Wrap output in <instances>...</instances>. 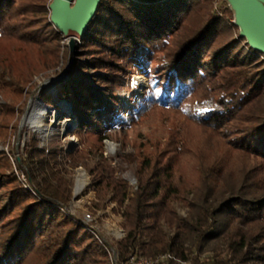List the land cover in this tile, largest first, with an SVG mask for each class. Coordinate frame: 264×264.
I'll return each mask as SVG.
<instances>
[{
	"label": "trees",
	"instance_id": "trees-1",
	"mask_svg": "<svg viewBox=\"0 0 264 264\" xmlns=\"http://www.w3.org/2000/svg\"><path fill=\"white\" fill-rule=\"evenodd\" d=\"M51 1L0 0V264H113L112 247L116 264H264V55L239 38L225 1L101 2L69 66ZM58 67L54 102L41 100L70 106L66 136L79 144L39 147L34 132L16 156L33 78ZM133 75L147 80L141 93ZM158 124L165 137L149 149L104 156L105 140ZM77 167L91 212L123 207L114 245L71 212Z\"/></svg>",
	"mask_w": 264,
	"mask_h": 264
},
{
	"label": "rangeland",
	"instance_id": "rangeland-1",
	"mask_svg": "<svg viewBox=\"0 0 264 264\" xmlns=\"http://www.w3.org/2000/svg\"><path fill=\"white\" fill-rule=\"evenodd\" d=\"M81 41L77 42L76 46L80 44ZM64 43L66 44V49L68 50V52H70L68 46L69 40L64 39ZM66 70L67 67L64 70H61L60 67H58L54 71H48L33 78V88L31 89L32 91H30L32 93L30 95H25L26 111L19 117L18 120L20 129L22 131V138L20 140V145L18 148V152H16V156L22 154L26 139L34 132L38 133L39 139L43 132H49V134H51V136H49V140L52 137L55 138V140L57 139L59 144L65 150L69 149V147L72 146H78L79 142L76 137L72 135L66 136L67 131L71 129L75 123L71 118L72 112L70 110V106L66 103H59L55 107L53 105L48 106L41 100V92L47 91L52 96V102H54L58 82L63 79ZM132 78L138 87L137 92L141 93L143 89L147 87V80L144 77L136 75H133ZM123 102L125 106L132 107V104L128 101V97H124ZM0 103H3V100L1 98ZM41 110H45V112L40 116ZM166 128L167 124L144 125L137 127L126 134L119 133L114 138L105 140L103 142V147L105 149L104 156L109 158L115 156L116 153H132L134 149H140L142 151L147 150L150 148L149 146L154 140H162L165 137ZM39 147H41V143L39 144ZM5 149L6 147H4V150ZM72 178L74 180V183L72 188L73 198L71 203V212L73 214H78L81 217H83L84 213H90L96 216L98 215L99 226L96 232L100 235L102 241L109 243L110 245H114V240L109 239L106 234H110L115 229L121 228V221L119 222L118 214L122 212L123 207H121L117 203H111L108 208L100 210L96 213L91 212L88 209V206H90V204L95 201V195L92 191L87 189V186L90 183L89 175L82 167H77L73 171ZM124 179L127 182L129 193L132 194L135 191L133 190L132 183H134L137 188L136 178L130 175H126L124 176ZM80 185L86 186L83 187L81 191L77 192L76 189ZM111 252L115 253L118 260V254L114 247H112L110 251V258L112 257Z\"/></svg>",
	"mask_w": 264,
	"mask_h": 264
},
{
	"label": "water",
	"instance_id": "water-1",
	"mask_svg": "<svg viewBox=\"0 0 264 264\" xmlns=\"http://www.w3.org/2000/svg\"><path fill=\"white\" fill-rule=\"evenodd\" d=\"M108 0H52L50 21L63 39H68V66L73 62L76 44L82 40L88 24L101 2ZM232 12L239 38L254 51L264 55V0H224Z\"/></svg>",
	"mask_w": 264,
	"mask_h": 264
},
{
	"label": "built area",
	"instance_id": "built-area-1",
	"mask_svg": "<svg viewBox=\"0 0 264 264\" xmlns=\"http://www.w3.org/2000/svg\"><path fill=\"white\" fill-rule=\"evenodd\" d=\"M49 136H51V134H49V132H43V134L41 135L40 137V143H41V147L44 146V144L49 140ZM10 158V162L12 163V165L14 166L15 164V157L14 156H9ZM19 181L26 187L28 188V183H27V180L24 176V174L20 171H15ZM86 186V185H85ZM84 186V187H85ZM132 186H133V190L136 189V185L134 183H132ZM132 192V190H131ZM33 194H35L33 192ZM83 222L84 224L91 230V232L96 236V238L100 239V235L96 232L98 226H99V222H98V215H92L90 213H84L83 214ZM118 219H119V222L122 221V218L120 216V214H118ZM124 235V232H123V229L122 228H117L115 229L112 233H107L106 236L109 237V239H120L121 237H123ZM112 253V257H111V260H112V263L113 264H116L117 262V257L115 255V253L111 252ZM169 258V255H160V256H157V257H153V258H133L129 261V264H159V262L165 260Z\"/></svg>",
	"mask_w": 264,
	"mask_h": 264
},
{
	"label": "bare ground",
	"instance_id": "bare-ground-1",
	"mask_svg": "<svg viewBox=\"0 0 264 264\" xmlns=\"http://www.w3.org/2000/svg\"><path fill=\"white\" fill-rule=\"evenodd\" d=\"M44 112H45V110H41V112H40V116H41ZM37 115H38V114H37ZM50 125H51V124H50ZM48 127H49V126H48ZM46 131H49V130H46ZM83 187H84L83 185L78 186L77 189H76V191H77V192H78V191H81Z\"/></svg>",
	"mask_w": 264,
	"mask_h": 264
}]
</instances>
